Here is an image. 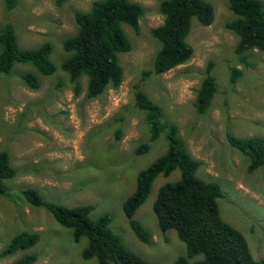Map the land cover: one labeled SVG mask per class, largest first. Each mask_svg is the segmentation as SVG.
<instances>
[{
	"label": "rangeland",
	"instance_id": "rangeland-1",
	"mask_svg": "<svg viewBox=\"0 0 264 264\" xmlns=\"http://www.w3.org/2000/svg\"><path fill=\"white\" fill-rule=\"evenodd\" d=\"M95 1L99 0H67L57 6V0H18L8 11L0 0V28L12 23L23 49L51 44L57 67L54 75L44 76L33 66L18 64L10 75H0V152L7 151L17 171L14 179L4 181L8 194L0 197V253L17 234L40 236L34 248L0 258V264H13L26 254L38 255L35 264H97L96 259H82L88 240L76 243L72 230L61 227L45 208L31 206L22 194L28 189L36 190L45 202L67 208L93 206L94 221L111 214L113 232L147 261L172 264L186 257L185 243L174 230L161 233L153 209L160 188L176 182L179 171L169 178L159 176L135 215L150 235L149 244L136 238L123 211L138 174L168 147L163 136L150 142L145 115L135 106L137 87L178 126L190 154L201 162L197 176L220 185L224 193L219 200L222 218L246 237L256 260L264 259V167L250 174V159L226 139L227 134L264 137V53L249 51L243 62L236 54L239 38L226 27L236 19L229 0H206L215 9V20L209 27L192 21L187 39L194 49L192 60L145 77L154 69L160 47L151 30L163 24L164 16L159 0H131L144 7L145 15L139 33L123 26L132 44L130 52L119 54L123 81L89 100L88 78L80 79L82 92L76 94L70 75L60 66L69 57L63 42L78 32L76 13L89 12ZM210 63L215 65L218 92L208 112L199 115L195 101ZM232 68L243 72L236 82L231 80ZM32 72L40 79L37 91L21 79ZM141 144H149V150L137 155Z\"/></svg>",
	"mask_w": 264,
	"mask_h": 264
},
{
	"label": "trees",
	"instance_id": "trees-1",
	"mask_svg": "<svg viewBox=\"0 0 264 264\" xmlns=\"http://www.w3.org/2000/svg\"><path fill=\"white\" fill-rule=\"evenodd\" d=\"M6 9L13 11L18 0H4ZM67 0H57L62 6ZM160 12L164 16L161 26L151 30V35L160 47L155 57L152 72L145 77L162 75L190 62L193 47L187 39L192 21L209 27L215 20V9L206 0H159ZM229 9L236 19L227 24V29L238 38L236 54L258 50L264 53V2L260 0H229ZM145 15L142 5L131 0L95 1L89 12H77L75 19L78 32L65 39L63 49L69 57L60 69L70 75L74 92H82L80 79L88 78L86 96L95 100L109 87L118 88L124 71L119 63V54L128 53L132 44L123 26L128 25L135 33L140 31V22ZM0 75H10L18 64L33 66L44 76H52L57 67L51 57L53 46L45 43L34 49H23L12 23L0 28ZM214 64L210 63L202 79L195 101L197 114L205 115L218 92L213 76ZM243 72L231 69V80L236 82ZM22 82L32 91L40 88V79L35 73H26ZM135 106L145 115L150 142L164 137L168 144L166 153L151 166L141 171L137 177L136 189L123 203V211L131 230L143 244L150 243L146 228L135 219L138 210L148 200L154 182L159 176L169 178L175 171L180 178L174 183L163 185L153 209L162 234L174 230L187 247L186 257H180L172 264H264V259L256 260L249 248L246 237L222 218L219 200L224 197L220 185L207 182L197 176L201 162L193 158L186 142L181 138L179 128L165 118L158 103L136 88ZM121 135V131L118 132ZM229 145L250 159V174L264 167V137L237 138L226 135ZM150 145L141 144L137 155L148 152ZM17 176L7 151L0 152V197L8 194L4 181ZM26 201L35 208H45L63 228L72 230L76 243L88 240L82 252L85 261L96 259L97 264H155L145 260L127 247L122 238L111 229L112 215L104 214L97 221L90 217L93 206L67 208L45 202L34 189L22 192ZM40 242L37 233L23 232L15 235L9 245L0 253V258L27 252ZM203 256V259H199ZM36 254H26L13 264H35Z\"/></svg>",
	"mask_w": 264,
	"mask_h": 264
},
{
	"label": "clouds",
	"instance_id": "clouds-1",
	"mask_svg": "<svg viewBox=\"0 0 264 264\" xmlns=\"http://www.w3.org/2000/svg\"><path fill=\"white\" fill-rule=\"evenodd\" d=\"M9 257V256H8ZM6 258V257H5Z\"/></svg>",
	"mask_w": 264,
	"mask_h": 264
}]
</instances>
